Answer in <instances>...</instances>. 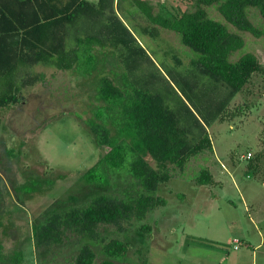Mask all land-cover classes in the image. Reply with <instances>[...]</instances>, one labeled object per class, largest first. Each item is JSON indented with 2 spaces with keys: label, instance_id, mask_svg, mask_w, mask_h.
I'll return each instance as SVG.
<instances>
[{
  "label": "rangeland",
  "instance_id": "rangeland-1",
  "mask_svg": "<svg viewBox=\"0 0 264 264\" xmlns=\"http://www.w3.org/2000/svg\"><path fill=\"white\" fill-rule=\"evenodd\" d=\"M195 8L193 0L117 2V16L145 55L135 54L136 67L128 73L119 64L121 49L104 47L107 63L100 74L115 83L118 77L112 72L120 74V80L124 76L156 94L181 127L192 129L191 136L196 138L204 128L209 140V147L189 157L181 169L166 165L170 177L155 190L163 205L142 221L123 222L122 230L99 227L103 238L127 244L117 264H264V74L253 72L226 99L227 88L202 74L193 65L195 54L160 23ZM201 8L240 39L230 61L251 53L264 67V35L237 30L214 5ZM246 16L260 26L255 8L247 7ZM74 29L79 35L97 34L101 26L80 20ZM73 36L66 38V45L73 44ZM30 70L42 73L43 81L24 88L18 103L0 108V242L5 256L0 264H13L8 256L15 250L22 253L19 264H72L78 246L86 242L96 264L103 258L97 241L68 232L60 244L42 246L34 239L36 225L52 212L82 207L97 193L121 195V188L106 190L80 180L105 150L95 148L88 128L72 114L82 119L89 115L94 103L89 79L51 66ZM145 160L157 168L150 157ZM199 168L210 172V183L200 185L192 178ZM32 178L41 181L40 187L23 192L20 186ZM141 224L148 230L140 229Z\"/></svg>",
  "mask_w": 264,
  "mask_h": 264
},
{
  "label": "trees",
  "instance_id": "trees-1",
  "mask_svg": "<svg viewBox=\"0 0 264 264\" xmlns=\"http://www.w3.org/2000/svg\"><path fill=\"white\" fill-rule=\"evenodd\" d=\"M117 2L97 0L94 5L85 0H0V108L18 103L24 88L37 80L43 81L42 73L30 70L34 65L71 70L89 79L94 101L89 115L82 119L78 113L72 114L88 128L95 148L105 150L82 172L80 180L106 190L121 188V195L97 193L82 207L52 212L36 225L34 239L42 246L60 244L68 232L97 241L103 258L96 264H117L127 251L124 241L103 238L99 227L122 230L123 222L142 221L146 213L165 203L155 190L159 182L170 177L166 165L181 169L189 157L209 147L204 128L196 138L191 136L192 129L181 127L176 115L156 94L136 87L124 76L120 80V74L112 72L119 83L100 74L107 63L104 47L121 49L119 64L124 63L128 73L136 67L135 54L139 51L145 55L117 16ZM193 3L196 7L193 11L160 23L177 33L180 43L195 54L193 65L202 74L227 88V99L240 90L253 72L264 74V67L251 53L230 61L229 56L239 47L240 39L228 32L224 24L209 18L201 5H214L227 23L258 37L264 35V0H193ZM247 7L257 10L259 27L247 19ZM80 20L85 24L99 22L101 31L77 34L74 26ZM145 29L156 32L154 28ZM69 35H74L71 46L66 45ZM223 106L224 102L217 113ZM146 156L157 168L149 165ZM192 178L200 185L212 181L206 168H199ZM40 183L32 178L20 188L28 193L38 189ZM43 183L48 186L51 180ZM1 225L0 220V228ZM139 228L148 230L147 224ZM21 256V251L15 250L8 260L19 264ZM4 257L0 242V262ZM94 260V251L86 242L78 246L72 264H95Z\"/></svg>",
  "mask_w": 264,
  "mask_h": 264
},
{
  "label": "crops",
  "instance_id": "crops-1",
  "mask_svg": "<svg viewBox=\"0 0 264 264\" xmlns=\"http://www.w3.org/2000/svg\"><path fill=\"white\" fill-rule=\"evenodd\" d=\"M86 2H88L89 4H96V2H97V0H85ZM115 1V0H114ZM157 207V206H156ZM155 208V207H154ZM154 208L151 210L152 212H153V210H154ZM151 211H150V213H151ZM149 213V212H148ZM148 213H146V214H148ZM146 216V215H145ZM145 219V218H144ZM143 219V220H144ZM141 223H144V222H141Z\"/></svg>",
  "mask_w": 264,
  "mask_h": 264
}]
</instances>
